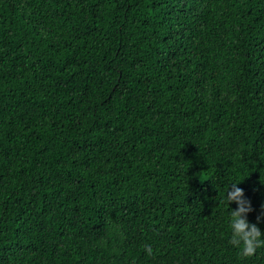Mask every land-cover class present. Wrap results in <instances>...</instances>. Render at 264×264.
<instances>
[{"label":"trees","instance_id":"16d2710c","mask_svg":"<svg viewBox=\"0 0 264 264\" xmlns=\"http://www.w3.org/2000/svg\"><path fill=\"white\" fill-rule=\"evenodd\" d=\"M232 182L264 232V0H0V264H264Z\"/></svg>","mask_w":264,"mask_h":264},{"label":"clouds","instance_id":"9594fccd","mask_svg":"<svg viewBox=\"0 0 264 264\" xmlns=\"http://www.w3.org/2000/svg\"><path fill=\"white\" fill-rule=\"evenodd\" d=\"M224 198L228 205L232 201L236 204L235 208L229 207L228 210L229 242L237 247L242 255H252L257 248L264 246V232L246 218V214L251 210V205L244 197L243 189L237 186L236 182H232L231 187L228 184ZM143 250L147 256L153 254L151 244L143 245Z\"/></svg>","mask_w":264,"mask_h":264}]
</instances>
